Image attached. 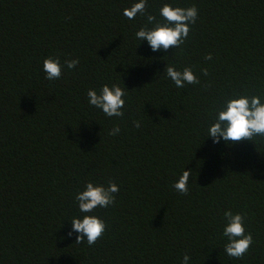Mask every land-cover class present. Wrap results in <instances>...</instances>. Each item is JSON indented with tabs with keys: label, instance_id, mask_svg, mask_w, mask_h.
Wrapping results in <instances>:
<instances>
[{
	"label": "trees",
	"instance_id": "obj_1",
	"mask_svg": "<svg viewBox=\"0 0 264 264\" xmlns=\"http://www.w3.org/2000/svg\"><path fill=\"white\" fill-rule=\"evenodd\" d=\"M136 2L0 0V264H264V137H208L227 100L264 102V0H147L158 21L164 4L199 10L180 48L156 52L135 36L146 17L123 14ZM48 57L80 63L49 81ZM168 65L200 83L177 88ZM105 84L127 92L123 117L89 104ZM184 170L188 195L173 188ZM88 182L120 189L88 214L107 225L93 246L68 236ZM226 211L253 235L241 259Z\"/></svg>",
	"mask_w": 264,
	"mask_h": 264
},
{
	"label": "clouds",
	"instance_id": "obj_2",
	"mask_svg": "<svg viewBox=\"0 0 264 264\" xmlns=\"http://www.w3.org/2000/svg\"><path fill=\"white\" fill-rule=\"evenodd\" d=\"M123 14L129 20L135 19L137 15L146 17L147 24L141 27L135 36L141 42L146 40L152 51L156 52L180 48L189 37L191 25L196 23L199 10L196 6L182 8L164 4L159 13L163 19L158 21L156 16L148 12L147 0H138L130 8H125ZM149 24L152 25L151 28L147 26ZM205 59L211 60L212 55L209 53ZM79 63V59H72L65 60L62 64L58 57H48L43 61V71L46 73V79L53 81L62 77L65 66L71 70ZM165 72L177 88H183L185 84L200 83L197 75L188 67L180 71L168 65ZM202 73L205 76L209 75L207 68L202 69ZM87 96L89 104L102 110L107 117L124 116L127 92L119 85L105 84L99 92L89 89ZM135 126L139 128L140 122L136 121ZM120 131L117 125L109 134L115 136ZM257 136L264 137V102L262 97L257 95H240L227 100L217 110L216 118L208 128V137L213 138L215 143H219L221 138L225 143L253 141ZM191 175V171L184 170L178 181L173 184V188L182 195H188ZM119 190L115 183L105 187L88 182L85 190L76 195L79 210L85 214L82 218L71 220L72 230L68 236L77 233L76 244H82L86 240L89 246H93L102 239L107 231L106 222L98 216L88 214L93 213L98 207L108 208L114 205ZM224 217L227 223L223 235L228 238L224 250L229 257L241 259L250 251L254 243L253 235L246 231L244 215L226 211ZM190 259L191 257L185 254L182 264H189Z\"/></svg>",
	"mask_w": 264,
	"mask_h": 264
}]
</instances>
